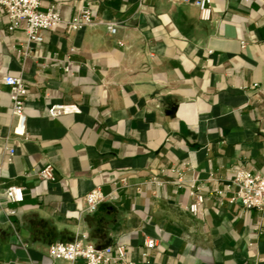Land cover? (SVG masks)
Returning a JSON list of instances; mask_svg holds the SVG:
<instances>
[{
  "label": "crops",
  "instance_id": "1",
  "mask_svg": "<svg viewBox=\"0 0 264 264\" xmlns=\"http://www.w3.org/2000/svg\"><path fill=\"white\" fill-rule=\"evenodd\" d=\"M41 1L65 20L91 5L96 21L27 45L0 8V76L29 91L19 137L0 89V264H83L48 251L84 233L125 246L135 264H264V209L210 182L264 174V0H213L211 21L195 0ZM55 103L82 113L51 118ZM47 166L55 180L41 177ZM12 186L23 202L9 200ZM96 186L106 199L89 213ZM192 188L205 197L201 217L188 210Z\"/></svg>",
  "mask_w": 264,
  "mask_h": 264
},
{
  "label": "built area",
  "instance_id": "2",
  "mask_svg": "<svg viewBox=\"0 0 264 264\" xmlns=\"http://www.w3.org/2000/svg\"><path fill=\"white\" fill-rule=\"evenodd\" d=\"M190 2V0H185ZM194 4L200 11L203 21H211L215 15L213 0H195ZM0 8L4 9L9 19V29H23L26 35L27 45L41 43L44 40L43 31L53 30L60 25L70 26L75 30H83L95 23L96 17L91 5L84 7L74 19L65 20L55 8L42 9L41 0H0ZM107 29L111 34L117 33V25L107 22ZM6 86L10 89L12 100V113L17 119L14 134L19 137H27V113L26 104L28 88L24 80L14 75L0 76V89ZM48 112L51 118L63 115H76L82 113L78 104L55 103L49 106ZM41 177L55 180L52 166L45 167L40 172ZM212 191L219 197H228L230 202L240 201L245 209H264V174H254L244 169H235L229 179H221L211 176ZM193 198L188 210L196 217L202 216L205 197L195 188L190 190ZM7 196L11 202L24 201V189L20 186H12L7 190ZM106 195L100 186L89 191L84 201L89 213L96 212L105 201ZM148 249L156 246L154 239L145 242ZM49 256L57 261L76 262L83 264H135L127 255L123 245L112 247H98L90 240L88 234H82L72 243H55L49 247ZM43 264V263H30Z\"/></svg>",
  "mask_w": 264,
  "mask_h": 264
}]
</instances>
